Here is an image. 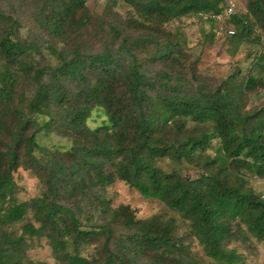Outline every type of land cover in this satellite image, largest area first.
Returning a JSON list of instances; mask_svg holds the SVG:
<instances>
[{
	"label": "trees",
	"instance_id": "1",
	"mask_svg": "<svg viewBox=\"0 0 264 264\" xmlns=\"http://www.w3.org/2000/svg\"><path fill=\"white\" fill-rule=\"evenodd\" d=\"M58 1L51 4L56 33L86 3ZM125 1L142 12L144 20H133L139 28H146L149 22L163 26L185 17L205 22L206 16L221 13L226 4V0ZM247 9L264 26V0H249ZM0 19L11 23L0 41V56L12 67L31 73L36 85L29 109L50 118L46 129L55 120L62 124L75 142L69 163L62 158L53 161L48 154L52 160L46 175L47 193L21 203L15 197L14 172L22 144L34 163H38L37 152H48L39 145L38 131L25 137L22 120L13 141L0 150V264H35L26 260L29 239H46L60 264H200L178 235L174 219L156 215L137 220L131 208L123 207L109 218L84 225L80 204L69 205L61 199L63 190L81 195L82 200L95 188L104 190L117 180L145 199L179 213L190 223V235L213 261L237 259V251L230 248L237 240L253 237L264 241V197L248 187V176L264 178V110L246 114L239 104L245 92L264 89L262 79L249 75L238 82L233 75L213 93L183 95L173 74L159 71L156 77H148L129 47L123 49L132 58L126 68L111 53L76 54L69 59L50 45L61 63L51 71L52 82L48 83L46 66L25 62L37 46L14 37L15 21L1 12ZM230 23L236 29L233 39H248L253 33L242 15L233 16ZM177 46L169 43L156 57L170 59ZM256 58L264 70V52H257ZM93 71L100 72L99 78L89 84ZM18 80L15 69L0 70V143L6 128L2 113L13 102ZM67 81L87 85L72 105H68ZM158 89L160 94L153 96L151 92ZM119 90H126L125 101ZM94 108H102L107 120L92 130L88 120ZM190 124L194 125L191 129ZM162 159H170L176 166L190 163L198 174L184 176L178 168L165 172L157 167ZM100 201L95 205L98 215L110 213L105 197ZM31 213L35 221L25 223L21 234L7 229L24 222ZM119 218L126 232L117 237ZM93 247L94 252L89 253Z\"/></svg>",
	"mask_w": 264,
	"mask_h": 264
},
{
	"label": "rangeland",
	"instance_id": "2",
	"mask_svg": "<svg viewBox=\"0 0 264 264\" xmlns=\"http://www.w3.org/2000/svg\"><path fill=\"white\" fill-rule=\"evenodd\" d=\"M54 1L56 0H0V12L16 23L14 37L32 43L38 48L29 53L25 62L36 67L46 66L45 81L48 83L52 82L51 71L61 63L49 50L50 45L63 51L69 59L76 54L85 57L111 53L114 61L126 68L131 65L132 58L123 49L129 47L148 77H156L159 71L173 74V82L183 95L213 93L233 75L238 82L249 75L257 76L264 81L262 64L256 58L257 52H264V26L249 14L247 9L249 0H230L236 5L238 14L246 17L253 27V33L248 39H233L220 31L215 33L211 30L210 23L201 22L194 17L173 20L163 26L157 22H149L146 23V28H139L133 24V20L142 21L144 16L138 8L125 0H86L84 8L56 33L52 26L51 4ZM10 24L9 20L0 19V41L9 30ZM171 42L178 45L173 56L168 60L158 59L156 53L164 50ZM8 69H15L19 73V80L10 108L2 113L6 128L0 150L6 149L13 141L22 120L26 123L22 129L25 137L38 131L39 145L48 152H37L38 163H34L26 154V144L21 146L19 166L14 172L15 197L20 203L30 202L47 193L46 175L52 160L48 154H52L53 161L62 158L69 163L70 152L75 150V142L70 138L67 128L57 124L56 120L49 129L44 128L50 118L34 114L29 109L36 92L31 73L21 70L20 67H12L0 56V70ZM99 73L98 71L90 73L89 84L99 78ZM65 87L69 95L71 94L68 105H72L76 101L77 93L86 89L87 85L78 81H67ZM151 94L153 96L160 94L159 89L152 91ZM120 95L125 101L126 90H119ZM239 104L242 112L246 114L264 110L263 87L242 94ZM106 120L105 111L102 108H94L88 126L94 130L102 126ZM193 126L188 125L190 129ZM216 144L217 142H214V145ZM157 167L165 172L178 168L184 176L189 175L192 178L198 174V169L192 164L176 166L170 159L159 160ZM248 177H250L248 187L264 197V178ZM102 196L111 208L110 213L100 216L95 205L101 202ZM61 199L69 205L80 204L78 211L84 225L92 224L100 217L109 218L114 211L123 207L131 208L137 220H147L156 215L165 220L174 219L178 225V235L183 237L186 246L200 264H264V241L259 242L253 237L237 240L230 246L237 251L239 255L237 259L226 262L213 261L205 255L198 240L190 235V223L179 213L159 201L145 199L120 180L104 190L95 188L82 200L81 195L63 190ZM119 219L121 223L115 224L117 237L126 232L122 224L123 219ZM34 221L31 213L24 222L7 229L21 234L23 225ZM28 241L30 248L26 252L27 261L35 264H60L46 239ZM94 249L95 247L89 249V253H93Z\"/></svg>",
	"mask_w": 264,
	"mask_h": 264
},
{
	"label": "built area",
	"instance_id": "3",
	"mask_svg": "<svg viewBox=\"0 0 264 264\" xmlns=\"http://www.w3.org/2000/svg\"><path fill=\"white\" fill-rule=\"evenodd\" d=\"M235 15H238L236 5L228 0L221 13L206 16L205 22L213 23L218 31L224 32L228 37H233L236 34V30L233 24L230 23V20Z\"/></svg>",
	"mask_w": 264,
	"mask_h": 264
}]
</instances>
